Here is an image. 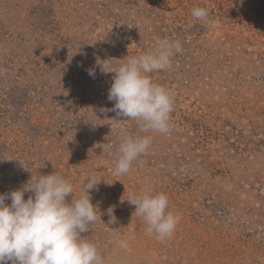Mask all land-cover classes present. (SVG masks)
Masks as SVG:
<instances>
[{
  "label": "rangeland",
  "instance_id": "obj_1",
  "mask_svg": "<svg viewBox=\"0 0 264 264\" xmlns=\"http://www.w3.org/2000/svg\"><path fill=\"white\" fill-rule=\"evenodd\" d=\"M158 37L183 48L150 74L174 99L172 130L121 124L152 145L114 175L121 137L109 119L126 118L100 111L114 106V74L96 59L115 69ZM0 69V193L55 172L79 198L94 176L98 220L82 236L105 264H264V0H0ZM144 191L180 217L170 239L133 215L127 199Z\"/></svg>",
  "mask_w": 264,
  "mask_h": 264
},
{
  "label": "clouds",
  "instance_id": "obj_2",
  "mask_svg": "<svg viewBox=\"0 0 264 264\" xmlns=\"http://www.w3.org/2000/svg\"><path fill=\"white\" fill-rule=\"evenodd\" d=\"M191 15L205 20L208 11L195 7ZM182 52L178 39L158 37L151 50L121 59L123 63L115 69L110 64L112 59L97 57L100 72L114 74L107 96L114 106L100 111L126 118L109 119L114 128L120 129L121 137L113 154L114 175L129 173L133 162L147 155L152 145L150 135H131L120 128L121 124L135 120L144 133L171 132L174 99L164 86L152 81L150 74L171 69L172 58ZM5 71L0 69V75ZM86 71L95 78L94 69ZM98 183L94 176H89L79 198H74L73 185L54 172L39 175L34 183L28 182L19 189L0 193V264H105L96 245L82 236L98 220L97 207L90 197V191H98ZM26 193H31L27 199ZM127 202L135 206L133 215L143 219L149 236L163 242L174 234L180 217L168 210V197L164 193H133ZM114 211V206L107 209L109 224L117 223ZM99 221L103 223L101 216ZM117 243L121 248L128 247L125 240Z\"/></svg>",
  "mask_w": 264,
  "mask_h": 264
},
{
  "label": "trees",
  "instance_id": "obj_3",
  "mask_svg": "<svg viewBox=\"0 0 264 264\" xmlns=\"http://www.w3.org/2000/svg\"><path fill=\"white\" fill-rule=\"evenodd\" d=\"M48 24L49 25H52V26H58V25H60V23L59 22H56V21H54V23L51 22V21H48Z\"/></svg>",
  "mask_w": 264,
  "mask_h": 264
}]
</instances>
